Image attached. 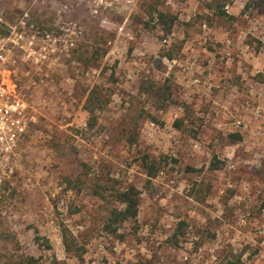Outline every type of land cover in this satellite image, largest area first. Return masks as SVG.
I'll list each match as a JSON object with an SVG mask.
<instances>
[{
    "label": "rangeland",
    "instance_id": "374dc122",
    "mask_svg": "<svg viewBox=\"0 0 264 264\" xmlns=\"http://www.w3.org/2000/svg\"><path fill=\"white\" fill-rule=\"evenodd\" d=\"M71 16L72 42L52 26L47 57L12 75L30 126L0 191V264H264V0ZM131 186L138 214L110 232Z\"/></svg>",
    "mask_w": 264,
    "mask_h": 264
},
{
    "label": "built area",
    "instance_id": "2783aa9c",
    "mask_svg": "<svg viewBox=\"0 0 264 264\" xmlns=\"http://www.w3.org/2000/svg\"><path fill=\"white\" fill-rule=\"evenodd\" d=\"M9 2L5 4L0 0V191L10 177L17 160L19 144L30 126L28 105L20 97L12 75H15L20 65L27 66L25 73H29L35 62L47 57L45 43L51 41L52 26L61 30L63 36L59 40L72 42L65 37L68 29L82 27L80 17L71 18L74 11L84 9L96 19L98 25L110 26L113 24L110 16L126 12L133 0H50V9L55 19L50 25L35 28L15 19L13 3ZM39 41L41 44L37 48L36 43ZM53 41H57L55 36Z\"/></svg>",
    "mask_w": 264,
    "mask_h": 264
},
{
    "label": "trees",
    "instance_id": "16d2710c",
    "mask_svg": "<svg viewBox=\"0 0 264 264\" xmlns=\"http://www.w3.org/2000/svg\"><path fill=\"white\" fill-rule=\"evenodd\" d=\"M165 16H167L166 13H160L159 14V18L161 20H163ZM163 21H165V20H163ZM173 21H174V17L172 16L169 19L168 28H170ZM258 77H259V80L264 81V68L261 72H259ZM93 97H94L93 93L90 92L89 97H88L89 103H90V99ZM86 109L89 112V120L87 121V124L89 125V127H92L96 123V119H95L96 115H94L95 107L94 106H92V107L87 106ZM211 166H212V168H218V164L214 163V161L211 163ZM150 172L151 171L149 170L148 173H150ZM138 194H139V191L133 186L125 188L123 190H119L116 192L115 197L117 198V200L119 202H121L123 204V207L122 208L114 207L110 211V214L107 218V223L105 224V228L109 229L110 232L114 233L117 230V225L112 227L113 224H116V223L121 224L124 221L129 220V219H134L137 216L138 205H139ZM66 238L67 237H66L65 232H63V242L68 247L69 242H67ZM35 262H36L35 257H33V256L26 257V263L25 264H36Z\"/></svg>",
    "mask_w": 264,
    "mask_h": 264
},
{
    "label": "flooded vegetation",
    "instance_id": "af4514ba",
    "mask_svg": "<svg viewBox=\"0 0 264 264\" xmlns=\"http://www.w3.org/2000/svg\"><path fill=\"white\" fill-rule=\"evenodd\" d=\"M2 2L5 4L8 2L13 3L12 13L14 18L20 22H27L34 28L50 25L55 19L50 9V0H2Z\"/></svg>",
    "mask_w": 264,
    "mask_h": 264
}]
</instances>
